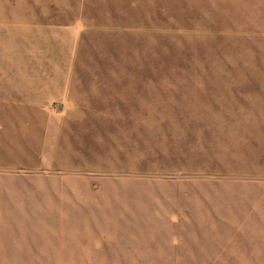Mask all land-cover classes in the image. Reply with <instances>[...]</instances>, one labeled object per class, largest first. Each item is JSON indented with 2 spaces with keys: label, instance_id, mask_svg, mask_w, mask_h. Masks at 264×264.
<instances>
[{
  "label": "rangeland",
  "instance_id": "1",
  "mask_svg": "<svg viewBox=\"0 0 264 264\" xmlns=\"http://www.w3.org/2000/svg\"><path fill=\"white\" fill-rule=\"evenodd\" d=\"M16 2L63 85L0 113V264H264V0Z\"/></svg>",
  "mask_w": 264,
  "mask_h": 264
},
{
  "label": "crops",
  "instance_id": "2",
  "mask_svg": "<svg viewBox=\"0 0 264 264\" xmlns=\"http://www.w3.org/2000/svg\"><path fill=\"white\" fill-rule=\"evenodd\" d=\"M0 12V113H44L61 98L64 26L34 22L18 2Z\"/></svg>",
  "mask_w": 264,
  "mask_h": 264
}]
</instances>
